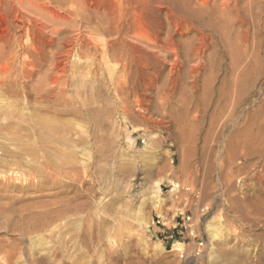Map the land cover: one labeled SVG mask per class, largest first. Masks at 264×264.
<instances>
[{
  "label": "rangeland",
  "instance_id": "obj_1",
  "mask_svg": "<svg viewBox=\"0 0 264 264\" xmlns=\"http://www.w3.org/2000/svg\"><path fill=\"white\" fill-rule=\"evenodd\" d=\"M158 1L0 0V52L16 55L0 60V264L9 251L15 264H264V0H237L219 35L203 27L222 20L213 3L187 17L188 0ZM100 19L136 26L121 37L141 61L128 92L90 48L116 38L90 34ZM77 190L87 212L21 238L31 213ZM88 210L104 233L91 248Z\"/></svg>",
  "mask_w": 264,
  "mask_h": 264
},
{
  "label": "bare ground",
  "instance_id": "obj_2",
  "mask_svg": "<svg viewBox=\"0 0 264 264\" xmlns=\"http://www.w3.org/2000/svg\"><path fill=\"white\" fill-rule=\"evenodd\" d=\"M131 1V0H129ZM137 1V0H136ZM141 2V0H139ZM154 1V0H152ZM170 1V0H169ZM193 0H188L187 2H183V8H182V13L181 15L183 14L184 16H187L189 17L190 16H197V15H200L199 13H196L197 11H193L190 7L191 3H192ZM195 2L194 3H198L200 5H198V7L201 9L203 8L204 10L206 9V11L208 10V7L210 9V5L211 3H213V6L216 7L218 9V13H220V15L218 14V16H221L220 19L222 18V20L220 21H217L219 18L216 16V18H218L216 21H212L210 20L209 23L207 22H204L203 24V27L204 28H208L209 30H211L212 32H214V34L216 35H219L221 33V30H228V31H231V33L233 32V25L229 23V21L227 20V17H228V14L229 15H233L234 17V13H236L235 17H234V20H237V18H239V10H238V6H237V0H194ZM128 2V1H127ZM139 2V3H140ZM160 2V0L158 1ZM162 2V1H161ZM138 3V5H139ZM154 3V2H152ZM135 4V3H134ZM194 5V4H192ZM212 6V5H211ZM140 7V6H139ZM133 10V9H132ZM135 10V9H134ZM133 10V11H134ZM202 10V9H201ZM215 11V10H214ZM126 13V11H123V13ZM209 12V11H208ZM217 13V11H216ZM179 14V13H177ZM206 14V13H205ZM95 15V14H94ZM102 15V14H101ZM180 15V14H179ZM209 15V14H208ZM100 16V15H99ZM99 16L97 17L99 19ZM121 16V15H120ZM119 16V17H120ZM123 16V15H122ZM121 16V18H122ZM102 17V16H100ZM131 17V16H130ZM179 18V16H177ZM181 17V16H180ZM106 18V17H105ZM104 18V19H105ZM182 18V17H181ZM180 18V20H181ZM214 18V17H212ZM229 18V17H228ZM236 18V19H235ZM18 19V18H17ZM128 19V18H127ZM183 19H186V18H183ZM188 19V18H187ZM186 19V20H187ZM107 21L110 22L111 19L108 20V18L106 19ZM117 20V19H116ZM130 21V19H128ZM126 21V24L125 25H122V24H118V26H116V29H115V32L113 33L112 30L110 29V25L113 24V23H107L106 22V26H105V23L102 19L98 20L97 22H94L96 24V26H93L91 28V35H92V32H96V34L98 33L100 36L101 34H103L104 32H107L109 34H115L116 35V38L111 40V41H104V38L102 40H96L95 37L92 39V44H90V48H93L95 47V49L97 51L100 52V55L102 57V59H106L108 62H111V61H115L119 67V70L118 68L116 69L117 72L119 73L118 76H117V79H118V86L120 88V90L122 92H128L129 90H131V87L130 88H127V78H130L133 73H135V70L139 67L141 61L139 62L135 57L134 55L131 53L130 51V48L127 46L126 42L124 40H122V36H127V34H129L130 32H133L134 29L136 26L133 27L132 24H130L129 21ZM118 21V20H117ZM183 21V20H182ZM185 22V21H183ZM186 22H189V21H186ZM23 26L21 25V28L23 27V29H26L27 28V25L25 22H22ZM115 24H117L115 22ZM92 25V24H91ZM18 26V25H17ZM19 29V27L17 28ZM113 29V28H112ZM12 32V31H11ZM15 32V31H13ZM19 33V32H17ZM15 34V33H14ZM10 35V34H8ZM18 35V34H17ZM10 37V36H9ZM14 37V35H13ZM99 38H102V37H99ZM16 39V37L14 38ZM98 39V38H97ZM225 39V38H224ZM9 40V39H8ZM79 40V39H78ZM110 40V39H109ZM223 40V39H222ZM221 41V43L223 45L224 42ZM77 41V40H76ZM90 41V40H89ZM226 41V40H225ZM78 43L77 46L79 47L80 51H82L81 54H83V56H85L86 58H90V55L86 54L85 51L83 52L84 48H85V43L80 40L77 41ZM74 43V44H75ZM75 44V45H76ZM151 44V43H150ZM89 48V50H90ZM10 50V49H9ZM2 52V51H1ZM0 52V60L2 59H10L12 61V59H14L16 57L15 54H13V52H7V54H5L4 52L1 53ZM6 52V51H5ZM16 51L14 50V53ZM12 58V59H11ZM16 60V59H14ZM14 62V61H13ZM12 62V63H13ZM241 62V61H240ZM10 66H12L10 64ZM26 66V65H25ZM15 68V67H14ZM13 69V68H12ZM11 69V70H12ZM23 69V68H22ZM28 71V70H27ZM3 74V73H2ZM9 74V73H8ZM10 75V74H9ZM29 75H32V74H29ZM1 76V75H0ZM8 75H6L5 77H7ZM10 78V77H9ZM27 78V77H26ZM8 80V78H5ZM4 79V80H5ZM7 80L5 81V85L7 83ZM1 81V80H0ZM241 81V78H237V80L234 81V85H239V82ZM9 82V81H8ZM2 85H3V82L1 81L0 82ZM1 85V86H2ZM6 88V87H5ZM43 88V87H42ZM45 91V90H44ZM39 92V91H38ZM36 92L35 94H40ZM50 93V92H49ZM52 94V93H51ZM34 95V94H33ZM49 95V94H48ZM29 96V95H28ZM36 96V95H35ZM38 100H40L38 98V96H36ZM35 97V98H36ZM40 97V95H39ZM54 97V96H53ZM29 98L31 99V97L29 96ZM40 98H43L45 99L46 101L49 99V96L45 95V96H41ZM55 98V97H54ZM43 99H42V102H43ZM51 99V98H50ZM53 99V98H52ZM56 99V98H55ZM36 101V99H34ZM57 100V99H56ZM51 103V102H50ZM88 103V102H87ZM83 104V103H81ZM241 104H242V100L241 98H237L236 102H234V104L232 106H234L233 108V111H232V115H231V119H233L234 123L237 122V119H236V113L237 111H239V109L241 108ZM91 105V104H90ZM86 106H89L86 104ZM84 110V109H83ZM231 110V109H230ZM74 111V110H73ZM5 117L8 118L10 117L9 114H5ZM42 121V120H41ZM39 121V122H41ZM46 121V120H44ZM38 123V122H37ZM43 123V122H42ZM60 123V122H59ZM38 126L41 127V125L37 124ZM52 125V124H51ZM50 125V126H51ZM68 125V124H67ZM43 126V125H42ZM53 126V125H52ZM59 126V125H58ZM57 128V127H56ZM65 128V127H63ZM70 128V126H69ZM49 129V128H48ZM55 129V128H54ZM235 131L233 132V134L228 138L229 140V155H233V152H234V147L236 145V143L246 134L245 131H242L240 127H237L235 126ZM69 130V129H68ZM72 131V130H71ZM264 148V145L263 147ZM264 149H261V151L259 152L260 154L263 155L262 152ZM6 162V161H5ZM31 173V172H30ZM58 173H61L60 171ZM72 175V174H70ZM69 174L66 175L67 177L70 176ZM76 175V174H75ZM236 175V174H234ZM64 176V177H66ZM77 176V175H76ZM50 177V176H49ZM66 177V179H67ZM75 177V176H74ZM71 178V176H70ZM75 179V178H74ZM229 179V178H228ZM46 180V179H45ZM59 180V179H58ZM57 180V181H58ZM226 180V179H225ZM69 181V180H68ZM35 182V181H33ZM39 182V181H38ZM41 182V181H40ZM60 182V181H59ZM66 182V181H64ZM31 183V182H30ZM62 183V181H61ZM66 184V183H65ZM70 184V183H69ZM68 184V185H69ZM230 184V183H229ZM67 185V184H66ZM75 185V184H74ZM31 186V184H30ZM45 186V185H44ZM65 186V185H64ZM76 186V185H75ZM74 186V187H75ZM37 187V186H36ZM41 187V185H40ZM73 187V186H72ZM77 189V188H76ZM73 190V189H72ZM83 191V190H82ZM81 191V192H82ZM92 191V190H90ZM89 191V192H90ZM80 191L78 192L77 191H73V192H67V196L65 198V201H64V204L62 206V208H60V210L57 211V213H51L49 209H44V211H38V213L36 215H34L33 213L30 214V216L27 217V219L24 221V228H25V232L21 233V231L19 233H21V238L22 239H25L30 233H33L34 231H37V233H44L48 230V228L60 221L64 215L70 213V215L72 214L73 216H76L84 210V206H81L80 203L79 204H76L75 203V200L79 199L80 197H82V193ZM92 194V193H91ZM90 194V196H91ZM93 196V195H92ZM83 197H86V196H83ZM92 198V197H91ZM82 204V203H81ZM85 204V203H84ZM55 205V204H54ZM86 205V204H85ZM42 207L45 208V206L43 205ZM92 207V206H91ZM37 208V207H36ZM35 208V209H36ZM59 208V207H58ZM87 209H89V207L87 206ZM85 211V210H84ZM89 211V210H88ZM87 212V211H85ZM94 212V211H93ZM84 212H82L81 214H83ZM87 216V215H86ZM68 217V216H67ZM72 217V216H71ZM75 218V219H76ZM68 219V218H67ZM87 219V218H86ZM96 219H94V216L92 213H90L89 211V215H88V219L86 220V230L83 232V235L82 236V244L86 247V248H91L92 247V244L94 243V241H96L97 243H101L103 242V237H104V233L102 232L100 226L98 225V223L95 221ZM61 223V222H60ZM23 226V225H22ZM60 226V225H59ZM59 228V227H57ZM23 229V228H22ZM21 229V230H22ZM73 231V230H72ZM76 231V230H75ZM75 231H73L75 233ZM77 233V232H76ZM80 233V232H79ZM37 235V234H36ZM40 235V234H39ZM80 236V237H81ZM39 237V236H38ZM42 237V236H41ZM32 238V237H31ZM59 238V237H58ZM31 240V239H30ZM34 240V239H33ZM105 240V239H104ZM61 241V240H59ZM67 241V240H66ZM105 242V241H104ZM31 243H33L31 241ZM73 243V242H71ZM40 245V244H39ZM105 245V244H104ZM76 247V246H75ZM123 247V246H122ZM29 248V247H28ZM63 249V248H62ZM62 249H59L60 252L62 251ZM33 250V249H32ZM35 250V249H34ZM37 250V249H36ZM58 250V251H59ZM57 251V252H58ZM68 251V250H67ZM36 252V251H35ZM34 252V253H35ZM56 252V253H57ZM33 253V254H34ZM57 255H60V253L58 252ZM39 258L36 259L35 256H33L32 254L29 255L28 259H27V264H46L47 261H46V257L43 256V255H39L38 256ZM15 258V251H9L7 252V254H5V257H4V262L5 264H15L13 262ZM20 259V258H19ZM115 259V258H114ZM48 260V259H47ZM60 259H55L54 261H52L53 264H62L60 263ZM102 261V260H101ZM19 263V262H18ZM3 264V263H2Z\"/></svg>",
  "mask_w": 264,
  "mask_h": 264
},
{
  "label": "built area",
  "instance_id": "obj_3",
  "mask_svg": "<svg viewBox=\"0 0 264 264\" xmlns=\"http://www.w3.org/2000/svg\"><path fill=\"white\" fill-rule=\"evenodd\" d=\"M190 220H191V218H190V217H187L186 221H187L188 223L190 222ZM201 245H202V244H200L199 247H201Z\"/></svg>",
  "mask_w": 264,
  "mask_h": 264
}]
</instances>
